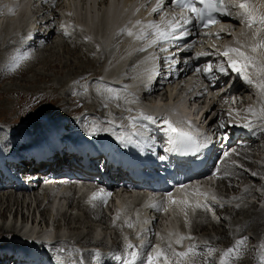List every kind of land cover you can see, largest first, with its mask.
<instances>
[{
	"label": "bare ground",
	"instance_id": "1",
	"mask_svg": "<svg viewBox=\"0 0 264 264\" xmlns=\"http://www.w3.org/2000/svg\"><path fill=\"white\" fill-rule=\"evenodd\" d=\"M70 1L71 0H65V2L63 3V1L58 2V0H54L52 2L51 0H49V2H47V5L49 6V9L51 10L50 12H52L53 8H57L58 5H61V7H63V8H62V10L57 11L58 14L55 11H53V17L51 19H44L43 21H40L36 25L35 36H34V38H32L31 41L33 43H36V42L38 43V39H42V40L46 41V40L50 39L54 34L58 33L59 30L56 27L54 28L53 26L50 25L51 21H56V19H59V20L61 19L63 21L65 20V24H63V27L62 26L61 27L64 28L65 25H68L69 27L67 29L69 31H71V29H73L74 26H73V24L69 25L68 20L72 19L76 25L82 27V30L80 29L78 31V34H77L78 37L77 38L80 39V35H79L80 33L83 34L81 36H85V37L87 36V38L89 36V37L93 38L92 41H94L96 44H93L94 45L93 47L88 45V48L89 49H92L94 47L99 48L101 54H99L98 51H95L93 53L94 56H91V57L88 56V58H87V56H86L87 52L83 50L84 52H81V55L79 56V60H77L76 62H75V60H72L71 63H77V62L80 63V61L83 63H90L91 65H93L95 63L102 65L104 63L107 68L112 67L114 65L121 66V63H123L125 61L126 55L124 54V52H121L120 47L118 45H114L116 38H113V37L116 36L115 35L116 32L113 31L112 33L108 34L105 32V30H104V32H103V30H99V36H97L98 39L95 38V36L91 34V31L94 30L93 24L95 23L97 25L100 21V18H101L100 12L102 13V17H103V14H105L104 12H106V10H108V9L106 8L103 10V8H104L103 3H97L96 4L94 2V0H78L80 2H75V0H72L75 3H70ZM11 2H12V0H0V3H5L6 5L10 4ZM25 2H26V0H17L15 2L14 7L11 6L9 8H6V7L0 8V34L6 33V29H8L10 31H13L15 29L19 30L21 24H23V22H24V20L21 19L22 16H24L26 18L28 24L29 23L32 24L31 18H33V17H31L28 13H27V15H24V14H26ZM123 3H124L123 5H125V8H121V9L117 8V10L121 14L119 20L122 22L124 19H128L130 21L129 24H131L133 26L132 29H129V31H132L134 33V35L131 37L132 38L137 37L135 34L138 33V30L136 32H135V30H136V26H140V25L132 24L131 19L136 13L139 12V6L137 5L135 0H126ZM133 4L136 5V7L133 6ZM156 4H157L156 0H153V6ZM71 5L73 6V8H71ZM24 8H25V10H24ZM10 9H11V11H9ZM64 9L66 10V12ZM23 10H24V12H22ZM69 12H71L70 15H69ZM173 13L177 17H180L182 14L181 12H173ZM112 14H114V12H112ZM112 14H110L111 18L113 17ZM39 16H40V18H42L43 12H41ZM19 19H20V21H22L21 23H18ZM150 23L151 22H146V17L142 15L141 27L146 26ZM45 30H48V32L45 34H42ZM248 31L250 32V29L247 28V32ZM103 36H104V41H103ZM106 36H108L110 38L108 39ZM120 37H123V34H121ZM81 38H83V37H81ZM124 38H125V36H124ZM150 38L154 39L153 36H150ZM59 39L62 40L64 38H62L59 35ZM18 41L19 40L17 37H15L14 35H11V36L7 37L6 39L0 40V45L1 44L9 45L12 43H17ZM79 46L81 48L84 47L82 43H79L78 40H75V42L73 43V49H76L77 52L76 53L72 52L73 49H69V50H66V53L71 54V55L74 54V56H77L81 50L79 48ZM257 52H255V53L258 54ZM259 56L264 61V50H259ZM12 57H13V54H10V56L7 54L5 58H8V60H11ZM3 60L1 59V61H3ZM60 62L58 63V66H59V64H61ZM128 63H129V61H128ZM21 68H16L14 72H16L18 70H22ZM126 69H128V73H130L132 71V69H130L128 65H125L124 72H126ZM87 70H88V68H87ZM9 72L10 71H7L5 73H0V81L7 79V75ZM25 73H26V71L22 72L21 75H23ZM85 73L86 72H83L80 74H75V80H77V83H78V84L76 83L77 84L76 87L80 93L76 97L72 98V106H69V105L63 106V105H64V103H67L66 102V100H67L66 94H69L70 96L73 97V93H74L73 87H75V85H76L74 83L69 86L70 87L69 91L68 90L66 91L65 89L63 91H60L62 94H64V96L59 97L58 93H57L58 99H56L53 96L52 98H49L47 100L48 103L50 101H53L51 104L52 106L50 108L52 110L53 115L54 114L68 115L72 112V108H75L74 110H76L78 113L85 112V111H92L98 115L103 116V118L105 117L104 115H105V111L107 108H106V105H105V107L103 105L105 103L103 98L106 95L104 93L103 94L100 93L102 90L99 89L98 85H95L94 87H91L89 89V96H85L81 93L84 89H83L82 85L79 84V80L87 77L90 72L88 74H85ZM92 74L97 75V73H95V72H92ZM141 75H142V71H141ZM56 83L58 84L57 86H59V88H60V86L64 85V82L62 83L58 80L55 83L50 82L51 85H49V86H53ZM249 86L251 87L249 90L252 91L253 94H251L250 97L245 99V94L246 95L248 94V90L245 89V90H242L241 93L238 92L237 94L240 96V101L237 102L236 101L237 98L234 97V104L236 107H239L240 104L251 102L253 107H256L257 110L261 113L262 105H258V103H256V102L253 103L254 101H256V96H255L254 91L256 93H257V91L255 90V87L252 84H249ZM42 89H44V88H42ZM172 90L173 89L169 90L170 94L172 93ZM39 92H42V94L48 95L49 93H52V90L49 93L43 92V91H39ZM56 92H58V91H56ZM56 92L54 89V93H56ZM224 95L225 94H223V93L218 94L217 91L211 93L209 96L210 98L208 97L209 100L206 99V101H203V102H205V105L202 104L201 106H199L198 110H196L195 113H198L199 117L203 115L204 119H207L208 121L212 122L213 124H214L216 119L219 120L220 122L223 119L227 120V116H230L231 112H229L226 109H222V108L218 107V104H219V101L221 98L220 96L224 97ZM231 95L235 96V93H233ZM60 98H62V101L59 100ZM213 100H215V101H213ZM111 102L117 103L118 109L122 108V105L124 104V101L120 102L119 99L112 100ZM200 103H202V102H200ZM159 104L164 105L165 103L164 102H158V105ZM203 106L205 108H203ZM8 110H10V109L8 108L7 111ZM186 111L189 112V109H186ZM234 115L236 117H239L240 112H236ZM44 116H45V114L35 116L34 118H37V117L42 118ZM9 121L10 120H6V119L4 120V122H9ZM16 122L17 121H12L10 123L12 125H14ZM70 122H71V120H67L68 124ZM1 123H3V122H1ZM3 124H5V123H3ZM43 125H44L43 122H37L36 120H33V119L29 120L28 119L24 123H22V125L18 128V133L14 132L13 126H11V128L9 127L10 129L7 130V132H4L2 129H0V143H1L2 148L6 149L8 147L7 145L9 143L10 139L13 140L17 136H20L21 134H29L30 129H32V131H31L32 133L38 132L41 130ZM26 126H29V128L25 130ZM216 128L219 129L218 124H216ZM227 128L228 127L226 126L225 129H227ZM263 136H264V132L258 131V133L256 134L255 137H253V138L246 137V139H248L247 141L250 143L244 144L239 148V149L244 150L243 155L247 156L248 154H252V155H254V158L261 159L264 162V140L262 139ZM9 147L12 148L13 145H10ZM244 165H247V166L249 165L251 167V170H254V167H257V168L259 167V170L261 172H264V166L257 165L254 161H249V160L244 161ZM234 175L237 176L238 179H234V181H233ZM234 175H232L233 177L230 181H232V183L234 184V185L231 184V187L237 191L235 193H238V194L243 195V196H248L252 193L253 195L251 197H253L255 200L263 201V208H261V207L257 208V206L255 205V201H253V200H251L250 202L244 201L242 204H239V205H237V202H236V205L227 203L228 201H234L233 199H235V198H233L232 200L231 199L224 200V202H222L220 204L219 208H218L219 203L212 204L213 205L212 207L214 208L216 215H217V213H224V215L223 216L217 215V218H218L217 220L210 221L209 219H207V223H209V225H211V227L214 230L213 235H209V234L206 235L207 239L210 242H217V244H218L220 241L224 242L225 241L224 239L229 238V236L223 237V235H226V233H228L225 226H223L224 224H231L234 226L231 229L232 232H230L231 236L233 234H235V232L237 231V233H238L237 235L239 238L245 237L244 236L245 232H243V228H241V227H243V223L245 222L244 225H246V226L248 225V229H249L252 222H249L248 220H247L248 221L247 222L246 218L243 219V216H242L243 211L235 213V211H237L238 209H239L238 211H240V208H243V207L248 209V210H246V212L247 211L250 212V215H251L250 218L252 220L255 219L259 213L261 214V212L264 211V191H262L260 193L255 191L256 188H259V187L264 188V181L262 179H260L259 177H255L254 175H249L245 171H236V172H234ZM239 182H241V183L239 184ZM243 182H248L250 184L245 185L243 187V189L241 191H239L238 186L241 185ZM224 185H226V183L222 180V183L219 185V187H222ZM108 187H111V185H109ZM13 193H14L13 190L0 192V231H2V232H0V235H7L8 236L6 241L1 242V245L5 249H7L8 245H9V243H8V241H10L9 236L11 234H13V232H14L12 230L15 228L14 224H15V221L17 220V217L19 216L21 219H24L25 217L32 216L35 219L37 217L40 219H43V220L50 219L52 223L56 222L57 223L56 227H59V228H60V223H62V225H66V226H62V228L65 227L66 229L71 231V234H67V239H65L63 241H60V240L54 241L53 245H51L49 247V253H48L49 255H51L52 253L55 254V252L57 253V255H60L61 253H65V254H67V253H69V254L74 253L75 254L76 253L80 257H83V259L87 263L89 261V258L92 256L89 254H93V256H95L94 254L99 253L98 258L96 257L95 261H98L100 263H107V264H120V262H117L114 259L113 255L103 254L101 252H98V250H93V249H81L80 247L76 246V244H80V243H82V244H80L81 246H85L89 240L94 238V235L99 234V232L98 233L95 232L94 228H92V227H90V225L86 224L87 220H91V218L89 217V213H92V212L85 211L82 208H78L79 213L76 215H71L70 213H67V210H65V211H61L59 213H55L56 215L54 216L53 214L49 213L47 208H45V207H42V209L39 212H37L36 210L39 207L38 205L40 203H42V201H39L40 203L36 204L35 201H33V200L30 201L29 196L28 197L19 196L18 194H17L18 195L17 196L16 194H13ZM232 193H234V192L233 191L228 192V194H230L231 196H234V195H232ZM224 196H229V195L224 194ZM225 202L228 206L225 205ZM44 204H47V202ZM66 209H67V207H66ZM22 210H24V212H22ZM29 210L32 211L31 214H29ZM180 211H182V210L180 209ZM1 212H2V214H1ZM69 212H71V211L69 210ZM9 214H10L11 219L9 217ZM45 215H47L48 218H45ZM74 217H77L78 219H87V220L83 222L82 226H75L72 223V218H74ZM260 218H258V221L262 222V219L260 220ZM100 219H101V222L99 224L103 225V227L105 229L104 230L100 229L99 231L100 232H102V231L105 232V230H108L109 232H110V230L113 231L114 239L112 240L111 245H113L115 253H117V254H119V256L123 257L124 256V253H122L123 247H121L120 242L117 238L119 236L118 231H115L114 227L113 228L106 227V224H109V222L105 221V218L103 217V215H100ZM238 219H241V221ZM251 219H250V221H251ZM200 220L195 222L194 227L196 228L197 226H199V228L203 231L205 224L203 223L202 220L201 221ZM5 221H6V223H4V224H6V225L4 226L3 222H5ZM220 226H223V228ZM262 227H264V226H262ZM252 228L254 229V227H252ZM257 228H259V227H257ZM239 230H241V232H239ZM3 231L5 234H2ZM260 231H262V230H260ZM195 240H198V239L196 238ZM201 240H204V238H201ZM209 245H210L209 247H211V244H209ZM227 245L229 247H231L229 239H227ZM258 247H260V243H258ZM143 248H145V246ZM61 250H63V251H61ZM247 250H249V248H247ZM8 259L9 258L7 257L6 260L4 261V263H2V264H11V261H9ZM210 260H212V258L208 259L207 262H209ZM195 261H196V264H201L202 262H204V259L202 257L200 249H199V253L197 255H195Z\"/></svg>",
	"mask_w": 264,
	"mask_h": 264
},
{
	"label": "snow or ice",
	"instance_id": "2",
	"mask_svg": "<svg viewBox=\"0 0 264 264\" xmlns=\"http://www.w3.org/2000/svg\"><path fill=\"white\" fill-rule=\"evenodd\" d=\"M163 0L158 2L157 7L153 8V13H157L162 6ZM169 2H173V0H169ZM174 2L182 9V14L178 19L168 22V27L165 29L160 28V26L155 23H150L144 27L152 28L154 31L152 35L155 37L151 41L152 44L159 43L161 41H167L172 36H178V38H184L186 35H190L192 28H208L210 25H213L218 22L217 17L214 15L219 13L220 15H231L232 13L229 10V5H226L224 0H174ZM197 3L202 5V7H197ZM230 6L233 8H238L240 11L236 13L238 17H240L241 22L245 23L248 29L254 31L252 32L253 40L255 41L252 45L242 44L241 47H226L225 50L219 53L220 56L226 57V62L221 63L216 66V69H213L212 64H206L203 68V72L205 74H210L213 71H219L220 73H225V66L230 68L233 72H236L238 75H241L246 83L253 84L254 81L248 75H244L248 69L254 68L256 70V75L258 77V83H255V86L264 93V63L257 64L256 57L252 55H248L247 52L242 49L248 48L251 52L255 53L258 50H264V12L258 11L252 4L251 0H230ZM11 11V9L9 10ZM137 25H141L140 21H136ZM69 26H64V34L68 35L67 28ZM127 34L129 36H133L134 33L132 31H128ZM138 39L145 38L147 33L141 30L139 33L135 34ZM205 35H208L205 33ZM216 37L219 36L218 33L212 34ZM26 39H31V36L21 37V42H24ZM239 43V41L237 42ZM191 47V45H188ZM208 55L207 52H201L198 56ZM29 58V54L27 52H21L18 48L16 50L15 55H13L11 62L5 65V71L15 70L22 61L27 60ZM196 71H201V69L197 68ZM252 111V110H249ZM262 112H264V108H262ZM142 119L145 121H149L152 123H156V118L141 114L139 118H129L130 124L135 126L136 120ZM261 122H264V117L261 118ZM164 124L167 126L168 133L174 134L170 138V143L173 145L185 146L188 148L198 150L203 145L199 142V140L188 132H184L178 130L173 124L167 119L164 120ZM190 126V125H189ZM245 127L251 126V121L244 125ZM94 134V133H90ZM140 135L139 132H133L128 134L127 139L131 140L133 136ZM227 156V153L224 154ZM160 159H164L163 156ZM183 187V185H181ZM168 202L170 204H176L177 201L172 198L171 193H168ZM110 196V193H106L103 191H98L92 193L90 197L91 200H100L102 203H106V197ZM206 196V194H205ZM207 198V197H206ZM216 197L213 196L212 200H215ZM185 206L189 205V200L185 198L183 201H180ZM152 207H157L156 205H152ZM197 208H205L204 204L197 202ZM167 211V208L163 209ZM206 210L211 211L210 207H207ZM187 215V213H185ZM216 218V217H214ZM218 219V218H216ZM128 227H133L131 223L127 224ZM139 236V234H138ZM171 236V234H170ZM194 239L191 236H183L180 235L175 240L176 245H182L183 240ZM247 237H241L237 239L234 244L224 250L218 261V264H231V261L237 260L241 257L242 252L241 249L244 246ZM144 245L141 244L139 248H143ZM262 254L259 258V264H264V244H261ZM169 252H166L159 246L153 247L152 251L147 254L146 260L140 261V251L138 247L133 245L132 243H127L125 252L126 254L121 256L114 257L115 260L119 261L120 264H173V261L170 257L175 258V264H187L186 258L190 255H197L199 253V246L195 244L189 245L188 249L183 252L176 251L172 246V241L169 239L168 242ZM63 251V250H61ZM215 249L208 248L207 256L211 258ZM93 255V254H89ZM97 258L99 253L94 254ZM63 264V262H61ZM75 264H86L83 257H81ZM207 264V262H206Z\"/></svg>",
	"mask_w": 264,
	"mask_h": 264
},
{
	"label": "rangeland",
	"instance_id": "3",
	"mask_svg": "<svg viewBox=\"0 0 264 264\" xmlns=\"http://www.w3.org/2000/svg\"><path fill=\"white\" fill-rule=\"evenodd\" d=\"M59 1H63V3L65 2V0H59ZM75 2H80V1L75 0ZM75 2L72 0L70 1V3H75ZM62 8L60 10H62ZM71 8H73L72 5H71ZM61 25H63V24H61ZM79 35H80V39L77 38L78 36L75 33V34H72L70 37L64 38L62 40H60L57 35L53 36V38H51L50 43L46 47H43L42 50H40L38 52V54H36L33 57V59H31V61H29L26 64H25V61H22L25 65L22 62L20 63V65H23L22 68L20 67V65L17 68H21L23 71L18 70L16 72H14L15 70H12L8 73L7 79L0 81V121L6 124V127H8L7 130H9L11 128V126H14L10 123L12 121H17V123H18V122H21V120H22V123H24L28 119L29 120L33 119V120H36L37 122H42V120L48 121L50 119L55 118V117H50V116H53L52 110L50 109L53 101H50L48 103L47 100L49 98H52L53 96L56 99H58V96L59 97L64 96V94H62L60 91L64 90V88L66 87L65 86L66 83L67 84L72 83L73 75L75 76V74H80L83 72H86L85 74H88L89 72H90L89 74H92V72L98 73L99 68H100V65L98 63L97 64L95 63L93 65H91L90 63H83L81 61H80V63L79 62L71 63L72 60H75V62L77 60H79V56L81 55V52H84V51L87 52L86 53L87 58H88V56H90V57L94 56L93 53L95 51H98L99 54H101L99 48H96V47H94L92 49L88 48V45L93 47L94 46L93 44H96L94 41H92L93 38H91L89 36H88V38H87V36L86 37L81 36V35H83L82 33H80ZM81 37H83V38H81ZM75 40H78V42L82 43L84 46L82 48L79 46V48L81 50L79 49L80 52L77 56H74V54L71 55V54L66 53V50L73 49V43L75 42ZM3 50H4L3 47L0 48V56H1L0 57V65H3V63H4V61H1V59L3 60L6 57L5 56L4 58H2V56L4 55V54H1ZM5 51H6V49H5ZM72 52L76 53L77 51H76V49H73ZM9 61L11 62V60H9ZM59 62L61 64H59V66H58ZM87 68H88V70H87ZM24 71H26V73L21 75L22 72H24ZM123 71H124V69H123ZM5 72H7V71H3V70L0 71V73H5ZM89 74H88V76H89ZM58 80L62 83L64 82V85L60 86V88H59V86H57L58 85L57 83L54 84L56 87L54 85L49 86V85H51L50 82L55 83ZM74 84H76V83H74ZM69 86L70 85H68L65 88L66 91L70 90ZM42 88H44V89H42ZM54 89H55V92L56 91H58V92L54 93ZM51 90H52V93H49V92H51ZM39 91L48 92L49 94L48 95L42 94V92H39ZM57 93H58V96H57ZM59 100L62 101V98H60ZM66 102L67 103H64L63 106H67V105L72 106V103L69 100H66ZM8 108L10 110L7 111ZM44 114H45V116H47V117H45V119L44 118L41 119L40 117L34 118L35 116L44 115ZM5 119L10 120V121L4 122ZM31 131H32V129H30L29 134L32 133ZM253 159H247V160L252 161ZM240 183L241 182H239V184ZM255 190L257 192L261 191L259 189H255ZM238 197H239V199L237 201L239 203L242 202L243 200H247V199H248L247 201L254 200L257 208H259V207L263 208V206H262L263 202L262 201H257L251 197L248 198V197H245L243 195H238ZM30 201H31V199H30ZM235 202L236 201H228V203H235ZM42 207H44V206H42V204H39L37 211H40L42 209ZM238 210L237 211L234 210L235 213L243 211V213H242L243 219L246 218V221L248 220L249 222H252V224L250 226L251 229L250 228L248 229V225L246 226V225H244L245 222L243 223V227H241V228H243V232H245L244 236L247 237L248 239L244 243L243 250H241V252H242L241 257L237 260L231 261V264H259V258L262 254V250H261V247H258V243H260V246H261V244H264V227H262V226H264V222H263L264 221V213H263L264 211H262L261 214L259 213L257 215V217L252 220L250 218L251 217L250 212H248V211L246 212V210H248V209L243 207V208H240V211H238ZM22 212H24V210H22ZM1 214H2V212H1ZM221 215H224V213H221ZM9 217H10V214H9ZM45 218H48L47 215H45ZM202 218H205V217H202ZM258 218H260V220L262 219V222L258 221ZM250 219H251V221H250ZM86 220L87 219H78L77 217H74V218H72V223L75 226H82L83 222ZM238 220L241 221V219H238ZM88 222H90V221L87 220L86 224L89 225ZM62 226H66V225H62ZM62 226H61V228H62ZM223 226H225V228L228 231V233H226V235H223V237L229 236V238H227V239L231 240V238H233V237L231 236L230 232H232L231 229L234 226L231 224H224ZM223 226H220V227L223 228ZM252 227H254V229ZM257 227H259V228H257ZM63 230H65L66 232L68 231V229H66L65 227H63ZM260 230H262V231H260ZM205 231L209 235L214 233L213 228L209 224H206ZM0 232H2V231H0ZM239 232H241V230H239ZM2 234H4V233H2ZM197 234H201V232L197 231ZM113 239H114V235H113ZM227 239H224L225 240L224 244L226 245L227 248H229V246L227 245ZM234 241H235V239L233 240V242ZM80 244H82V243H80ZM80 244H76V246L77 247H83ZM219 245H222L221 242ZM247 248H249V250H247ZM216 250H217V248H216ZM224 250H226V249H224ZM224 250H221L220 252H216L215 254H212L214 256V264H218V261L220 259V255ZM55 255H56V257H59V255H57L56 252H55ZM92 257H95V260H96V256L92 255ZM88 262L86 264H88Z\"/></svg>",
	"mask_w": 264,
	"mask_h": 264
}]
</instances>
